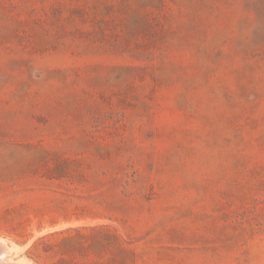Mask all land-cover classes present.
<instances>
[{"label": "rangeland", "instance_id": "obj_1", "mask_svg": "<svg viewBox=\"0 0 264 264\" xmlns=\"http://www.w3.org/2000/svg\"><path fill=\"white\" fill-rule=\"evenodd\" d=\"M0 243L264 264V0H0Z\"/></svg>", "mask_w": 264, "mask_h": 264}, {"label": "bare ground", "instance_id": "obj_2", "mask_svg": "<svg viewBox=\"0 0 264 264\" xmlns=\"http://www.w3.org/2000/svg\"><path fill=\"white\" fill-rule=\"evenodd\" d=\"M0 248H2L1 249V251L3 252V253H5V257H6V255H9L10 253H9V251L7 250V248L5 247V245L4 244H2V243H0ZM9 253V254H8ZM1 255V254H0ZM12 255V254H11ZM1 258V261H0V264H16V263H14V262H12L11 260H10V258Z\"/></svg>", "mask_w": 264, "mask_h": 264}]
</instances>
